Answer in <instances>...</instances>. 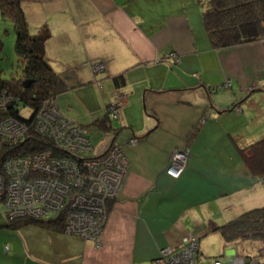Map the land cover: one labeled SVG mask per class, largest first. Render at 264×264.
<instances>
[{
  "label": "crops",
  "instance_id": "obj_1",
  "mask_svg": "<svg viewBox=\"0 0 264 264\" xmlns=\"http://www.w3.org/2000/svg\"><path fill=\"white\" fill-rule=\"evenodd\" d=\"M20 1L31 32L50 31L45 56L65 82L55 103L100 134L93 155L121 145L128 167L99 245L51 218L11 224L0 214V264H150L183 235L264 206V181L240 153L264 137V37L214 48L185 0ZM116 92V122L93 124ZM183 147L174 178L165 169Z\"/></svg>",
  "mask_w": 264,
  "mask_h": 264
},
{
  "label": "built area",
  "instance_id": "obj_2",
  "mask_svg": "<svg viewBox=\"0 0 264 264\" xmlns=\"http://www.w3.org/2000/svg\"><path fill=\"white\" fill-rule=\"evenodd\" d=\"M169 56L177 58L175 52ZM93 68L101 70L103 64L95 63ZM228 85L225 81L220 86ZM123 102L124 94L116 92L115 100L107 105L109 119L118 116ZM25 107L30 106L9 90L0 95V214L9 222L21 217L39 220L56 212L63 218L62 231L99 245L107 204L120 190L128 167L127 155L115 143L98 155H88L94 148L88 128L65 116L54 96L44 99L34 111L30 107L26 118L21 114ZM30 131L48 144L15 151L28 140ZM4 149L11 153L3 155ZM188 155V147L174 148L165 171L178 177ZM198 245L197 236L187 233L175 248H160L150 264H195ZM246 257L236 253L224 260L215 258L212 264H255V257L247 261ZM257 263L264 264V259L257 258Z\"/></svg>",
  "mask_w": 264,
  "mask_h": 264
},
{
  "label": "trees",
  "instance_id": "obj_3",
  "mask_svg": "<svg viewBox=\"0 0 264 264\" xmlns=\"http://www.w3.org/2000/svg\"><path fill=\"white\" fill-rule=\"evenodd\" d=\"M197 2L202 7L203 27L214 48L264 37V0H197ZM0 15L12 22L15 33L14 49L20 61L18 78L7 80L0 76V95L9 90L24 99L34 111L44 99L55 96L57 92L65 88L64 80L52 69L45 56V42L50 37V31L43 26L37 32H31L20 0H0ZM1 48L0 38V50ZM25 79H31L27 86L23 85ZM115 80L120 82L122 78L115 77ZM110 120L106 112L103 117L93 121V124L108 128L111 126ZM27 138L28 140L22 144L21 148L15 151L26 152L48 144L47 140L32 131ZM9 153L11 150L4 149L2 152L3 155ZM240 153L248 171L258 180L264 181V137L241 147ZM34 220L21 217L9 222L14 224L16 221ZM47 220L48 223L62 230L61 216ZM213 229L220 233L225 244L241 240L264 241V206L244 210ZM197 239L199 252L200 238L197 237ZM246 256L258 258L261 253Z\"/></svg>",
  "mask_w": 264,
  "mask_h": 264
},
{
  "label": "rangeland",
  "instance_id": "obj_4",
  "mask_svg": "<svg viewBox=\"0 0 264 264\" xmlns=\"http://www.w3.org/2000/svg\"><path fill=\"white\" fill-rule=\"evenodd\" d=\"M185 2L188 11L191 10L194 13V16L198 17V19L200 20L202 7L200 4H198L197 0H192V2H189V0H185ZM0 38L2 40V48L0 50V76L1 78L7 80H11L12 78H18L20 75V61L14 49L15 33L13 25L10 20H8L7 18L5 19V17H2L1 15ZM177 59L178 57L174 60ZM93 66L94 64H91V68L94 71H100L98 69L93 68ZM98 87L100 88V86ZM113 100H115V97ZM30 113V107H25L21 110V114L25 118L28 117ZM69 119L71 120L70 117ZM115 122L116 119H112V124H114ZM110 134L113 135V132H110ZM99 135V133H95L94 135L93 132H88L89 140L91 141L93 146H96V144H98L97 141ZM93 154H95L94 150H92L88 155ZM57 216L58 214L56 212H49L44 217L52 219L56 218ZM198 237L200 238V248L195 258V264H212L215 258H220L224 260L230 257H235L236 253L239 255L246 256L247 254L254 255L259 252L261 253V256L258 258L264 259V241L262 240H241L235 243L225 244L220 233L218 231H215L213 227L212 229H210V231H202L198 234ZM232 250L234 251L232 252ZM249 257H246V261ZM253 262L255 264H258L257 257L254 258Z\"/></svg>",
  "mask_w": 264,
  "mask_h": 264
},
{
  "label": "water",
  "instance_id": "obj_5",
  "mask_svg": "<svg viewBox=\"0 0 264 264\" xmlns=\"http://www.w3.org/2000/svg\"><path fill=\"white\" fill-rule=\"evenodd\" d=\"M31 82V79H25L23 80V85L27 86Z\"/></svg>",
  "mask_w": 264,
  "mask_h": 264
}]
</instances>
